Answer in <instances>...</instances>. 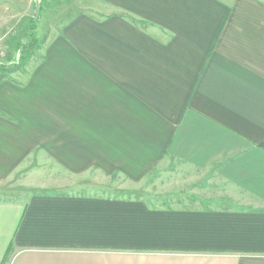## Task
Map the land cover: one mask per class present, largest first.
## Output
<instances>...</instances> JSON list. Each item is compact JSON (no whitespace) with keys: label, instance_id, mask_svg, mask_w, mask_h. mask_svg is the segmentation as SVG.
Wrapping results in <instances>:
<instances>
[{"label":"crops","instance_id":"obj_1","mask_svg":"<svg viewBox=\"0 0 264 264\" xmlns=\"http://www.w3.org/2000/svg\"><path fill=\"white\" fill-rule=\"evenodd\" d=\"M93 12L76 60L23 87L18 129L73 176L136 184L168 159L220 197L0 199V264H264V0H98Z\"/></svg>","mask_w":264,"mask_h":264},{"label":"rangeland","instance_id":"obj_2","mask_svg":"<svg viewBox=\"0 0 264 264\" xmlns=\"http://www.w3.org/2000/svg\"><path fill=\"white\" fill-rule=\"evenodd\" d=\"M95 1L98 0H36L35 19V0H0V112L4 113V117L0 116V128L11 135V138L0 136V199L26 200L35 194L97 190L158 204L165 199L171 204L206 207L207 196L220 197L219 186L200 174L169 164L168 159L136 184L119 175L105 176L95 170L73 176L62 170L50 154L41 151L35 138L18 129L19 124L13 120L12 116L27 109L20 105L23 102L20 96L28 99L30 94H22L30 80L42 84H36L38 88L44 87L45 76L59 73L43 71L60 70L67 54L76 60L75 29L79 22L94 18ZM58 85L49 81L47 89L56 93ZM30 88L32 95H37L35 85Z\"/></svg>","mask_w":264,"mask_h":264},{"label":"water","instance_id":"obj_3","mask_svg":"<svg viewBox=\"0 0 264 264\" xmlns=\"http://www.w3.org/2000/svg\"><path fill=\"white\" fill-rule=\"evenodd\" d=\"M35 5H36V7H35L36 12H35L34 16L36 17L37 16V8H38L36 0H35Z\"/></svg>","mask_w":264,"mask_h":264},{"label":"trees","instance_id":"obj_4","mask_svg":"<svg viewBox=\"0 0 264 264\" xmlns=\"http://www.w3.org/2000/svg\"><path fill=\"white\" fill-rule=\"evenodd\" d=\"M33 17H34L35 19H37V18H38V15H37L36 17L33 15Z\"/></svg>","mask_w":264,"mask_h":264}]
</instances>
